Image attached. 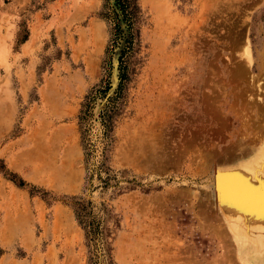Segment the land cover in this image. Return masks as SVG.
Wrapping results in <instances>:
<instances>
[{"label":"rangeland","instance_id":"374dc122","mask_svg":"<svg viewBox=\"0 0 264 264\" xmlns=\"http://www.w3.org/2000/svg\"><path fill=\"white\" fill-rule=\"evenodd\" d=\"M127 2L0 0V264H264L213 193L264 149V0Z\"/></svg>","mask_w":264,"mask_h":264},{"label":"bare ground","instance_id":"6f19581e","mask_svg":"<svg viewBox=\"0 0 264 264\" xmlns=\"http://www.w3.org/2000/svg\"><path fill=\"white\" fill-rule=\"evenodd\" d=\"M238 167L228 174L215 173L213 193L220 204L218 210L225 228L237 239V248L244 255L255 256L256 263L257 257L264 256V149L254 155L248 165ZM227 229L224 232H228Z\"/></svg>","mask_w":264,"mask_h":264},{"label":"trees","instance_id":"16d2710c","mask_svg":"<svg viewBox=\"0 0 264 264\" xmlns=\"http://www.w3.org/2000/svg\"><path fill=\"white\" fill-rule=\"evenodd\" d=\"M120 5L122 6V8H126L128 5V0H118ZM129 7V6H128ZM130 14V13H129ZM117 28H119V26L117 25Z\"/></svg>","mask_w":264,"mask_h":264}]
</instances>
